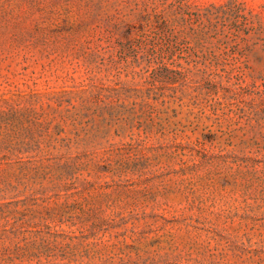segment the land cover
I'll return each instance as SVG.
<instances>
[{
  "label": "rangeland",
  "instance_id": "obj_1",
  "mask_svg": "<svg viewBox=\"0 0 264 264\" xmlns=\"http://www.w3.org/2000/svg\"><path fill=\"white\" fill-rule=\"evenodd\" d=\"M0 264H264V0H0Z\"/></svg>",
  "mask_w": 264,
  "mask_h": 264
}]
</instances>
